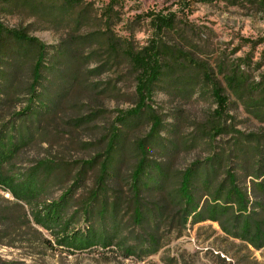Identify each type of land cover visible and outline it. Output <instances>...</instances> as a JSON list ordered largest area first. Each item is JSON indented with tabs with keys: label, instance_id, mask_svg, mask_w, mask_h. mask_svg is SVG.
<instances>
[{
	"label": "trees",
	"instance_id": "trees-1",
	"mask_svg": "<svg viewBox=\"0 0 264 264\" xmlns=\"http://www.w3.org/2000/svg\"><path fill=\"white\" fill-rule=\"evenodd\" d=\"M13 1L0 0V6ZM49 1L61 4L64 13H73L79 20L87 14L80 11L82 0ZM257 7L264 12V0ZM153 23L158 32L175 28L173 16L157 17ZM11 44L14 53L6 70L0 72V191L11 199L0 198V248L26 244L70 256L99 250L142 261L159 252L162 236L158 234L162 228L180 236L188 225L210 222L228 238L255 250L264 249V155L259 139L255 143L237 139L231 148L219 149V153L189 164L179 172L177 185L171 189L179 154L195 150L196 141H181L178 130L167 132L173 141L163 139L162 119L154 115L149 104L159 85H168L187 64H174L172 52L153 44L137 53L122 50V60L127 61L134 78L135 108L119 112L116 123L121 128L110 130L103 158L83 162L79 171L51 159L25 167L23 152L43 139L50 125L62 123L86 108L84 99L89 106H98L96 96L113 91L105 88L94 93V87L86 85L87 72H82L79 65H70L67 51L48 59L50 67L45 66L49 55L45 46L29 38L25 31H7L0 23V58ZM110 49L118 58L116 45ZM28 59L26 80L21 67ZM189 65L200 71L198 66ZM247 77L237 70L227 78L228 86L238 97L259 93L264 104V77L253 89L245 87ZM202 80L211 86L217 105L205 135L213 145L216 138L228 133L226 125H220L228 112V98L220 83L209 81L208 74ZM20 95H25L24 101ZM87 110L95 113L66 123H74V129L90 125L100 110ZM145 113L150 122L149 134L133 143L136 161L124 175L123 155L129 144L128 135L122 131L135 128V121ZM90 179L93 186L89 190L86 183ZM35 227L50 240L43 239ZM0 264L13 263L0 260Z\"/></svg>",
	"mask_w": 264,
	"mask_h": 264
},
{
	"label": "rangeland",
	"instance_id": "rangeland-1",
	"mask_svg": "<svg viewBox=\"0 0 264 264\" xmlns=\"http://www.w3.org/2000/svg\"><path fill=\"white\" fill-rule=\"evenodd\" d=\"M22 1L14 0L10 5L0 6V23L7 31H25L29 38L45 46L49 54L46 56L47 67H50L48 59L52 60L62 50L67 51L70 65H79L82 72H87L86 85L94 87V93L105 88L113 91L103 97L96 96L100 102L98 106H89L84 99L86 108H81L62 123L50 125L45 137L23 152L21 159L25 167L35 161L51 159L79 171L83 162L102 156L110 130L119 127L116 123L119 112L135 108L134 78L127 61L122 60V50L137 53L152 44L172 52L174 64H187L168 85H159L153 103L149 104L154 115L162 119L163 139L173 141L167 132L178 130L181 141H196L195 150L179 154L171 189L177 185L179 172L189 164L203 161L219 153V149L231 148L237 139L247 138L251 143L259 139L264 155V104L259 93L238 97L227 83V78L237 70L240 75L242 72L245 77L249 76L247 89L256 87L264 77V12L257 7L260 0H214L209 3L82 0L80 11H87V14L81 20L73 13H64L61 4L49 0H26L24 4ZM171 16L174 30L158 32L154 19ZM111 45H116L118 58L111 52ZM7 48L0 58V72L6 70L14 53L13 44ZM31 52L35 50L31 49ZM189 64L198 66L200 71H194ZM21 68L26 78L29 59ZM205 73L211 83H220L229 104L227 115L220 123L226 125L228 133L216 138L213 145H209L205 135L217 105L211 95V86L203 83ZM175 81L178 83L173 84ZM20 98L24 101L26 97L20 95ZM88 107L100 110L90 125L74 129V123H66L93 115L95 111L87 110ZM135 122V128L122 131L128 135L126 141L129 144L123 155L124 175L136 161L133 143L147 138L150 131L147 113ZM90 180L86 183L89 190L93 186ZM82 191L84 193V187ZM0 198L11 200L2 191ZM35 230L43 239L50 240L46 233L36 227ZM158 236H162L159 252L142 261L127 260L116 252L99 250L70 256L26 244L0 248V260L13 264H264V249L255 250L228 238L217 224L210 222L193 227L188 225L180 236L176 231L162 228Z\"/></svg>",
	"mask_w": 264,
	"mask_h": 264
}]
</instances>
